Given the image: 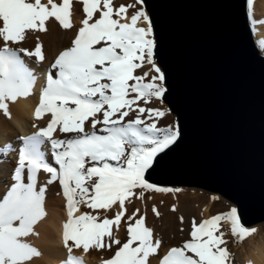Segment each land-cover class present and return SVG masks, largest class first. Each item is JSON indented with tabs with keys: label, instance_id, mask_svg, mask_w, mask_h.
<instances>
[{
	"label": "snow or ice",
	"instance_id": "obj_1",
	"mask_svg": "<svg viewBox=\"0 0 264 264\" xmlns=\"http://www.w3.org/2000/svg\"><path fill=\"white\" fill-rule=\"evenodd\" d=\"M77 2L86 14L82 26L72 46L51 65L55 72L48 71L35 112L38 119L50 114L47 126L19 137L23 146L15 182L0 200V264H30L41 255L27 242L28 237L38 235L35 226L47 215V188H37L41 170L50 175L47 184L58 181L62 185L67 200L63 243L69 256L64 264H85L82 257L72 255L73 248L85 253L90 249L112 251L103 264H150L152 256H158L159 264H230L231 254L222 247L227 242L220 231L221 221L230 222L237 242L256 231L241 223L236 208L199 224L193 219L191 239L162 256L161 239L154 237L143 216L136 218L139 209L125 219L126 202L131 203L133 197L143 199L146 190L173 191L149 183L145 173L159 153L176 143L180 129L159 128L143 118L145 113L148 119L165 115L139 102L161 99L166 91L159 83L164 73L153 59L156 42L144 0H136L139 8L129 4L115 11L113 0ZM248 4L253 8L254 0ZM72 5L73 0H0V110L6 115H10L8 102L31 95L38 79L23 57H35L37 63L45 59L41 45L34 51L19 45L31 32H47L50 18L71 29ZM129 8L135 9L130 18ZM142 23L147 26H139ZM145 63L157 73L147 82L148 73L136 74ZM57 132L65 134L64 138L54 137ZM49 144L56 166L42 151ZM10 150L11 144L0 148L5 154ZM80 205L87 210L75 215ZM153 211L160 215L155 207ZM109 213L114 216L109 218ZM122 219L127 225L125 241L116 234Z\"/></svg>",
	"mask_w": 264,
	"mask_h": 264
},
{
	"label": "water",
	"instance_id": "obj_2",
	"mask_svg": "<svg viewBox=\"0 0 264 264\" xmlns=\"http://www.w3.org/2000/svg\"><path fill=\"white\" fill-rule=\"evenodd\" d=\"M164 73L163 101L180 137L146 178L201 188L237 206L241 222H264V56L247 0H144Z\"/></svg>",
	"mask_w": 264,
	"mask_h": 264
},
{
	"label": "bare ground",
	"instance_id": "obj_3",
	"mask_svg": "<svg viewBox=\"0 0 264 264\" xmlns=\"http://www.w3.org/2000/svg\"><path fill=\"white\" fill-rule=\"evenodd\" d=\"M42 2H46V0H42ZM55 2L59 3L58 0H55ZM61 2L62 0H60V3ZM129 4H136V0H114V11L121 5L127 7ZM136 7L139 8L141 6L136 4ZM71 11L72 15L70 19L73 25L71 29H64L55 18H50L49 21L46 22L47 32H42L43 34L38 32L42 35H38L37 32V34L33 33L34 35L31 33L35 37V41H40L41 44H43L42 48L45 55V61L42 64L39 63L40 65L32 63L33 61H28V58L24 59L27 66L32 69L38 77L32 94L27 97H19L15 102L9 101L10 115H6L0 110V148L11 144L13 149L7 154L0 152V200L3 199L10 190L11 185L15 182L13 177L15 168L18 166L19 149L23 146V142L19 137L31 136L33 133L39 131L40 128L47 126L50 117L49 113L43 114L42 119H38L35 115L36 109L40 104L42 89L46 85L47 73L49 70L55 72L54 69H51V65L56 60V56L69 48L70 44H72L71 41L75 39L78 29L82 26L81 22L86 15L83 12L82 3H78L77 0H73ZM134 11L135 9L129 8L128 15L130 12ZM247 14L255 44L260 53L264 56V47L261 46V41H264V0H254L253 8L249 7L247 0ZM139 26L146 27L147 25L142 23ZM27 37L22 47L32 49L33 46L27 41ZM148 75L149 78L147 79L149 80L157 75L151 65ZM160 101V99H156L155 107L165 112V115L163 117L149 119L146 123L156 122L159 128H175V115L173 114V116L168 109L161 106ZM143 118L145 120L148 118L147 113L144 114ZM64 135L65 134L57 132L54 134V137L64 138ZM50 148V144L42 146V151L46 153L47 159L56 166ZM49 179L50 175L43 172V170L38 173L37 188L39 189L42 186H46L47 188L45 194V210L47 215L35 226V232H37L38 235H32L27 238V242L37 248L41 253L40 256L34 257L30 264H64L69 256L67 247H65L63 243V225L68 220L66 208L67 200L62 194V185H60L58 181L47 184ZM25 182H28L27 179H25ZM171 189H173V191L167 192L169 195H164L165 192L154 191L155 193L148 199H146L145 196L143 199H135V197H133L131 203L126 202L125 205L127 208L125 219L127 216L136 213L137 209H139V213L136 218L144 216L145 214L149 216L148 218H150V220H145V225L152 228L154 237L162 241L159 256L166 254L171 247H179L186 240L191 239V225L193 219H195L193 216L194 208L183 206L181 202L184 198L177 195L174 188ZM202 197L204 201L197 209L198 211L199 209L200 211L202 210L200 219L203 221L216 215L227 214L232 208H236L234 205L229 204L226 213H223L218 210L220 202L217 200L216 195L203 193ZM79 207L80 211L76 212L75 215H80L87 210L85 205H80ZM153 207L160 213L159 216L154 213ZM173 207H175V211H173ZM113 216L114 213H109V218ZM181 217H183V222L180 220ZM125 219L121 220L119 230L116 232L118 238L122 241H125L127 237ZM195 221L198 224L196 219ZM220 227L225 230L223 239L227 242L226 245H222V247L226 246L230 254L231 250L229 247L237 248L238 250V260H235L232 264H264V223L261 222V224L254 227H249V229H255L256 231L242 242H237L236 237L231 234L230 222L222 220ZM113 228L114 231H116L115 226H113ZM72 243L73 242L69 241V244ZM72 255L82 257L85 264H103V261L109 259L113 255V252L103 249H90L85 253L82 249L73 248ZM150 264H159L158 256L150 257Z\"/></svg>",
	"mask_w": 264,
	"mask_h": 264
},
{
	"label": "rangeland",
	"instance_id": "obj_4",
	"mask_svg": "<svg viewBox=\"0 0 264 264\" xmlns=\"http://www.w3.org/2000/svg\"><path fill=\"white\" fill-rule=\"evenodd\" d=\"M114 1V0H113ZM58 2L60 3V0H58ZM143 7H144V9H145V6H144V4H143ZM146 10V9H145ZM132 13L133 12H130L129 13V17L132 15ZM143 27V26H142ZM32 34L34 33V34H37L36 32H31ZM31 33H29L27 36V41L29 42V43H31L32 44V46H33V48L32 49H29V51H34L35 50V48H36V46L39 44V45H41V46H43V44H41V42L40 41H35V37L31 34ZM40 33H42V32H40ZM44 33V32H43ZM42 33V34H43ZM42 34H39L38 33V35H42ZM32 36V37H31ZM29 37H30V39H29ZM72 41H74V40H72ZM72 41H71V43H72ZM24 42V41H23ZM23 42H21V44L19 45V46H22L23 45ZM37 44V45H36ZM3 46V44H2V42H0V47H2ZM72 46V44H70V46L69 47H71ZM155 50V49H154ZM44 50H43V48H42V52H43ZM43 54H44V52H43ZM59 55V54H58ZM57 55V56H58ZM45 56V55H44ZM57 56H56V58H57ZM25 57V58H24ZM23 58L24 59H26V58H28V61H33L32 63H34V64H38V65H40V64H42L44 61H45V59H44V61H41V62H39V63H37L36 62V60H37V58H30L29 59V57H26V56H24ZM153 59H154V57H153ZM155 64H156V66H158L159 67V65L157 64V62L155 61ZM149 67H150V65H148V64H146L145 63V65L141 68V69H137V72H136V74L137 75H144V73H148L149 74ZM160 68V67H159ZM161 69V68H160ZM162 71V70H161ZM147 78H149V75L146 77V80H145V82H147V81H150L149 79H147ZM159 83H162L163 84V86H164V88L166 89V87H165V84H164V81H162V82H159ZM161 101H160V105L161 106H163L164 108H166V109H168L169 110V112H171L170 111V109L168 108V106L165 104V102L163 101V97L160 99ZM140 103V106L141 107H146V108H154V109H156V99L155 98H153V100L150 102V103H148V104H145L143 101H140L139 102ZM143 105V106H142ZM172 114V113H171ZM173 115V114H172ZM174 116V115H173ZM155 116H153V118H154ZM175 117V116H174ZM149 121V119L148 118H146V120L145 121ZM178 126V122H177V119H176V117H175V127H177ZM163 128V127H162ZM21 148V147H20ZM166 150V149H165ZM162 153V152H161ZM160 154V153H159ZM158 154V155H159ZM157 155V156H158ZM155 161V160H154ZM154 163V162H153ZM147 173V172H146ZM146 173H145V175H146ZM152 184V183H151ZM153 185H155V184H153ZM156 186H158V187H160V188H168V189H171V188H174L175 190L176 189H179V191H175L176 192V194L177 195H179L180 197H183L184 199H183V201L181 202L182 203V205L183 206H187V207H193L194 208V213H193V216H194V218L198 221V224L200 223V222H202L203 220H201L200 219V217H201V213H202V210L200 211V209H199V211H198V206L199 205H201L202 203H203V201H204V199H203V197H202V194L203 193H207V194H212V195H216V197H217V200L220 202V206H218V210L220 211V212H223V213H226V210L228 209V205L230 204V205H234L236 208H237V206L234 204V203H232L231 201H229V200H227L226 198H224V197H222L220 194H218V193H213V192H210V191H207V190H204V189H201V188H196V187H184V186H175V185H167V184H164V185H156ZM182 188V189H181ZM190 190V191H189ZM187 191V192H186ZM137 192H139V190H137ZM196 192V193H195ZM151 193V194H150ZM155 192L153 191H150V190H146L145 191V193H144V196L146 197V199H148V198H150V196L151 195H153ZM167 192H165L164 193V195H169L168 193L166 194ZM135 199H139V196L137 195V196H135ZM237 214H238V210H237ZM239 215V214H238ZM143 217H145V220H150V218H148L149 216H147L146 214L143 216ZM147 217V218H146ZM240 218V217H239ZM240 221H241V219H240ZM242 223V222H241ZM262 223H264V222H262ZM258 224H261V223H258ZM258 224H255V225H252V226H246L247 228H251V227H254V226H256V225H258ZM220 231H222V232H224L225 233V230L223 229V228H221L220 227ZM217 234H219V233H217ZM225 236V235H224ZM126 239H127V237H126ZM225 240V239H224ZM226 241V240H225ZM229 249L231 250V259H230V264H232L235 260H238V257H237V252H238V250H237V248H233V247H229Z\"/></svg>",
	"mask_w": 264,
	"mask_h": 264
}]
</instances>
